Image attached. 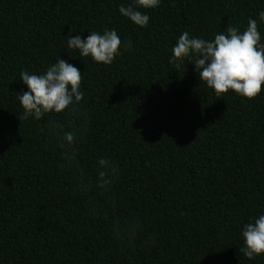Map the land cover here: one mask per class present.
Masks as SVG:
<instances>
[{
  "label": "trees",
  "instance_id": "1",
  "mask_svg": "<svg viewBox=\"0 0 264 264\" xmlns=\"http://www.w3.org/2000/svg\"><path fill=\"white\" fill-rule=\"evenodd\" d=\"M131 3L0 0V264H264L240 251V229L264 213V83L217 97L193 61L169 63L184 31L211 40L252 17L264 42V0H161L140 9L144 27L119 13ZM105 28L121 39L111 64L67 47ZM57 56L81 70L80 170L94 178L110 159V189L85 195L62 167L51 125L68 130L64 112L23 118L21 70Z\"/></svg>",
  "mask_w": 264,
  "mask_h": 264
},
{
  "label": "clouds",
  "instance_id": "2",
  "mask_svg": "<svg viewBox=\"0 0 264 264\" xmlns=\"http://www.w3.org/2000/svg\"><path fill=\"white\" fill-rule=\"evenodd\" d=\"M161 0H132L131 4L120 5L118 11L135 25L144 27L149 16L140 9H155ZM259 22L264 23V11L258 13ZM83 36L67 34V47L78 52L79 57L90 56L94 62L109 65L120 55L121 39L117 31L105 28L102 32L87 30ZM257 28V20L248 18L247 27L240 31L226 26L211 40L190 36L182 32L173 45L169 63L188 58L193 61L198 78L220 97L229 90L246 98H253L261 91L264 83V42ZM125 47H131L130 42ZM20 82L26 86L17 93L23 108V118L40 120L48 113H61L69 117L68 130L64 125L52 123L58 145L63 150L62 167L74 171L78 176V189L85 195L93 188L110 189L118 175L112 161L97 157L95 177L86 176L76 159L75 145L82 139V113L78 104L84 93L81 91V70L60 56L47 66L41 74L21 70ZM79 133V135H78ZM243 247L240 251L249 259L264 254V213L250 219L240 229Z\"/></svg>",
  "mask_w": 264,
  "mask_h": 264
}]
</instances>
